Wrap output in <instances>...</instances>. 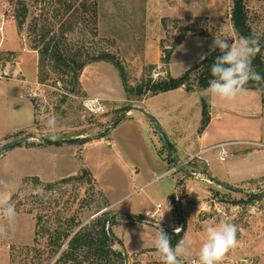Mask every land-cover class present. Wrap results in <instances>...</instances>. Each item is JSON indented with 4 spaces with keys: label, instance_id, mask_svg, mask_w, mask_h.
<instances>
[{
    "label": "rangeland",
    "instance_id": "obj_1",
    "mask_svg": "<svg viewBox=\"0 0 264 264\" xmlns=\"http://www.w3.org/2000/svg\"><path fill=\"white\" fill-rule=\"evenodd\" d=\"M73 1L78 5L85 2L89 10H80L77 17L72 12L65 14L64 20L67 18L75 22L74 29L67 33L70 40L90 53L104 52L114 56L123 66L128 83L132 86L148 78L166 77L168 66L162 58L172 47L174 53L169 60L172 75L178 77L187 68L197 67L191 71L189 81L199 87L196 76L202 67L197 64L210 52V42L203 39L207 33L209 37L234 38V42L241 38L234 32L231 20L234 0ZM23 2L28 7V17L20 27L18 14L25 4ZM257 3L256 0L246 1L249 22L252 31L264 39V9L258 8ZM61 4L55 0H0V22L2 18L5 19L4 52L3 58L0 53V65L11 63L12 66L14 55L25 46L33 50L35 37L33 27H30L33 17L46 20ZM95 12L94 21L91 18ZM91 28H96L97 35L92 34ZM1 37L0 34V41ZM34 58L38 62L37 83H28L25 90L35 108L36 124L0 138V154L9 149L1 148L4 143L27 137L20 146L10 148L2 161H8L20 173H35L45 179L25 175L6 200L15 205L17 217L14 234L10 238L0 236V264L3 261L8 264H54L58 255L55 248L48 244L51 233L86 223L100 214L104 206H108L107 212L115 214L144 212L148 208L155 209L157 202L163 203V207L157 212L156 220H162L161 227L173 234L176 232L169 228L180 224L183 214H191L197 220L213 218L217 223L235 224L238 227L237 240L241 243L238 253L233 255L234 249H231L221 264L224 261L264 264V173L258 177L249 175L248 165L253 163V157L246 160V156L240 154L245 157V169L228 173L223 170L228 161H220L217 157L219 149L211 151L212 165L219 170L218 177L222 184L197 179L201 188L210 187L203 193L204 197L201 193L200 200L188 199L183 185L175 187L177 174L174 172L182 174L181 167H176L177 163L170 158L169 161L166 159L171 152L155 130L153 120L144 111L135 109L136 106L158 109L162 102L174 101L172 94L158 97L148 94L143 104L138 100V94H127L119 69L108 61L88 64L81 73L79 91L69 93L68 83L61 81L50 65L43 70L44 74H48L45 83H40L38 50ZM12 73L7 77H15ZM98 91L102 93L98 95ZM13 92L18 93L14 89ZM103 92L108 94L104 95ZM94 98L100 100L104 112L90 110L89 100ZM177 101L183 103L184 99L177 97ZM195 104L192 101L187 110L191 122L201 117ZM123 113L126 115L117 121ZM51 116L57 119L54 129L46 126ZM0 121L3 125L0 131H4L7 129V117L3 108L0 110ZM52 134L62 140H89L85 143L77 141L76 146L66 143L54 152H32L21 147H28V142L33 141L48 144L44 139ZM241 146L262 154V162L264 138L238 147ZM238 147L236 144L225 146L227 160L229 150L237 152ZM168 167L169 172L161 176ZM259 179L261 183L253 186ZM228 183H233L235 187L231 188ZM260 193H263L262 198L247 202L250 195ZM177 195L180 202L176 201ZM167 212L169 215L163 220ZM6 223V218L0 215V225ZM189 223L190 248L194 245L200 248L194 220L190 218ZM115 230L122 235L127 251L133 253V257L143 262L161 260L157 251L150 252L155 247V231L149 230L146 235L143 229H131L125 224ZM114 246L120 248L118 242ZM133 257L129 258L127 264H133Z\"/></svg>",
    "mask_w": 264,
    "mask_h": 264
},
{
    "label": "crops",
    "instance_id": "obj_2",
    "mask_svg": "<svg viewBox=\"0 0 264 264\" xmlns=\"http://www.w3.org/2000/svg\"><path fill=\"white\" fill-rule=\"evenodd\" d=\"M256 1L258 2L257 7H260V9L263 10L264 8H262V6L264 7V0ZM208 34L209 33H207L206 36L204 35L205 38L203 39L209 41L211 45L214 37H209ZM187 39L188 38L181 41V43L176 48L181 46ZM2 45L1 55L3 58L4 48H2ZM33 52L35 54H30ZM172 55L170 59L172 58ZM36 56L37 50L28 49L25 46L21 48L16 55H14L12 66H10L11 63L5 66L3 65V63L0 65V92H3L2 94H0V110L3 108L7 117V129H5L4 131H0V138H5L9 135L18 133L20 130L23 129L32 128L36 124L35 108L33 102L31 101V98L29 97V95L26 94L25 90L26 85L28 83H37L36 70L38 62L37 58H34ZM21 63L22 66H20ZM14 64L16 65V67ZM166 65L168 67L166 66L167 71H165L168 72V74L172 75L169 67V62ZM188 69L190 68H187L186 70ZM12 71L14 72L12 74L15 75V77H7ZM13 89L15 91H18V93H14ZM96 93L100 94L102 92L98 91ZM103 94L105 95L108 93L103 92ZM169 94H172L174 96V101L162 102V104L158 106V109L154 107L143 109L142 106H136L135 109L142 111L145 110L151 113L160 122L164 133L166 134L169 142L172 145V153L166 159H168L169 161L170 158L174 163H177V165H181L182 174L180 172H174V174H177L175 187H177L178 185H183L185 195L188 199L200 200L201 193V196H203V193L205 191H208L207 187H210L203 186V188H201L196 182L197 179H200L202 181L203 179H205L208 181H215L222 184L221 179H219L218 177L219 170H215L212 165L213 156L211 154V151L215 149H219L217 157L220 161H228L227 164H225V166L223 167V170H226V172L228 173H233V171H240L242 168L245 169L246 161H243L245 157L241 156H246V160L252 157L254 158L253 163L251 165H248L247 172L249 173V175H254L253 177H258L259 174L261 175L264 173V157H262L261 162L262 154H260L258 151L244 149L243 146L238 147L248 142L263 140L264 138V103L260 90L248 89L246 93L238 96L235 100L230 102L223 101L218 97L214 98L209 95H205L204 89H195L188 91L186 90L185 86H181L179 88L165 92H160L154 96L158 97ZM177 97L183 98L184 102L180 103V101H177ZM145 98L141 100L143 104L146 103L147 99ZM203 99L206 100L209 105L210 121L207 127L202 132H199V128L202 122ZM192 101H194V103H197L195 105H197L198 110H200L201 113V117L198 121L195 122H191L190 119H188L189 114L187 110L189 109L190 103H192ZM2 126L3 125L0 121V128ZM149 128L152 130L154 129L151 124H149ZM66 143L70 146H76L77 144L76 142H62L60 144H57L55 142L40 145L30 144L28 147H21H23V149H25L26 151L30 150L32 152H54L57 149L63 148L64 144ZM221 143H227V145L236 144L238 147L236 149L238 151L236 152L232 149L229 150V160H227V158L223 160L221 159L220 148L218 146ZM8 151L0 154V199L2 200H7L10 197L12 191L15 189L18 182L25 175H35L40 179H45L35 173H20L17 169L10 166L8 161H2L3 158L6 157ZM168 169L169 167L165 169L161 176L165 175ZM185 170L189 173H186ZM257 170H259L258 173ZM137 172L138 171H136V173ZM261 179L256 181V185L253 186H258V184L261 183ZM14 180H16V183L14 182ZM228 184H230L229 186L231 188L235 187L233 183ZM158 203L159 202H157V204ZM157 204L155 209L148 208L144 212L127 211L117 213L119 216L118 218H116L117 222L115 225H113L112 230L118 240L121 241V243H119L120 247L124 246L125 250L127 251L124 238L122 237V235L117 233L115 228L118 226L120 227L124 224L130 227L131 229L139 227L143 229V231H145L146 235H148L149 230L155 231L156 235H158L160 228H162V220L159 221V224H152L143 221V219H130L132 215L141 216L144 218L147 211L158 210ZM185 204L186 203L184 202L183 205L185 206ZM161 208L158 211H160ZM168 215V212L165 213V216H163V220H166V217H168ZM190 218L194 220V230L197 233L196 235L197 239L199 240L198 243H200V245H202V243L207 239V227L217 226L218 224H220L217 223L216 220H214L213 218H209L208 220H197L196 218L193 219L191 214H183L181 218V223H183V225L185 226L183 238L188 239L189 237V233L191 230V224L189 223ZM240 244L241 243L238 242L237 246L233 248L234 250L232 249L234 251L233 255H236L238 253V245ZM151 249V253H153V251H156V247H154V249ZM199 249L200 248L196 245L190 248V259L199 256ZM230 251L225 255L224 259L228 256ZM127 253L132 257L133 253L130 254L128 251ZM151 255L155 257L154 254ZM1 264L8 263L7 261H3Z\"/></svg>",
    "mask_w": 264,
    "mask_h": 264
},
{
    "label": "trees",
    "instance_id": "obj_3",
    "mask_svg": "<svg viewBox=\"0 0 264 264\" xmlns=\"http://www.w3.org/2000/svg\"><path fill=\"white\" fill-rule=\"evenodd\" d=\"M62 2L59 8H54L50 17L42 20L38 17H33L30 27H33V34L35 37L34 49L39 52V82L45 83L48 74H44L43 70L47 65H50L52 71L58 74L59 79L65 80L68 83V92L76 93L81 86L80 76L83 69L92 62L108 61L113 63L120 71L124 88L129 96L138 94V100H143L148 94L156 95L160 92L169 91L172 89L185 86L186 90L191 91L195 89H205L208 83L213 79L210 71V65L215 61L216 56L220 55L219 49L209 52L197 64L201 66L200 72L196 79L199 87H195L190 83L192 67L186 70L182 75L174 77L168 74L166 77L158 79L148 78L137 86H132L128 83L123 66L109 53H90L82 47L76 46L70 40L68 32L74 29L75 22L64 20L67 12H72L73 16L80 14V10L87 12L88 6L85 2L80 5L76 4L73 0H55ZM247 0H234V5L231 12V20L233 30L241 37L252 36L253 32L249 22V13L247 10ZM25 3V2H23ZM28 17V7L26 3L23 5L22 10H19L18 25L21 27ZM95 21L96 12L91 18ZM76 21V20H75ZM56 25H59L57 28ZM93 35H97L96 28H91ZM259 36V35H258ZM227 39V38H226ZM229 43L235 41L234 38L228 39ZM181 43V41L179 42ZM261 51L256 55L253 60V67L257 72L264 76V39L260 37ZM172 47L168 48L166 54L163 56L162 61L168 63L172 55ZM190 78V79H189ZM248 89H257L261 91L264 103V80L259 84L250 81L246 86ZM210 121L209 105L206 100L202 101V122L199 132H202ZM68 138L65 140L58 139L57 144L62 142H77L85 143L89 139L84 138ZM29 144H43V142H30ZM171 145V143H170ZM172 153V145H171ZM170 153V154H171ZM263 193L250 195L247 200L248 203L255 198H262ZM108 206H104L100 214L90 219L86 223L76 224L74 226L61 228L56 233L49 235L48 244L55 248L56 257L54 264H127L131 257L124 246L116 248V242L121 243L113 233L112 227L116 224V215L113 212H107ZM133 219H143L141 216H131ZM164 230V229H163ZM171 239L173 247L184 237L185 226L179 234H173L169 230H164ZM39 232L36 230V235ZM133 257V254H132ZM133 264H162L161 260L151 262H143L133 257ZM187 264V262H186Z\"/></svg>",
    "mask_w": 264,
    "mask_h": 264
},
{
    "label": "clouds",
    "instance_id": "obj_4",
    "mask_svg": "<svg viewBox=\"0 0 264 264\" xmlns=\"http://www.w3.org/2000/svg\"><path fill=\"white\" fill-rule=\"evenodd\" d=\"M217 49L220 55L216 56L215 61L210 65L213 79L204 89L205 95L230 102L248 91L246 86L250 81L259 84L264 80V76L253 67V60L261 51L258 35L241 37L233 43H229L226 38L214 36L210 52ZM56 124L55 116L49 117L46 122V126L50 129H54ZM49 139L54 141L58 137L52 134ZM0 215H3L7 222L5 225H0V236L10 238L16 226L15 205L0 199ZM174 231L179 234L181 229L175 228ZM237 232L238 227L227 222L207 227V239L199 249V264H221L225 255L237 246ZM191 245V240L183 238L173 247L170 236L162 228L155 240L156 251L162 264H186L191 257Z\"/></svg>",
    "mask_w": 264,
    "mask_h": 264
},
{
    "label": "built area",
    "instance_id": "obj_5",
    "mask_svg": "<svg viewBox=\"0 0 264 264\" xmlns=\"http://www.w3.org/2000/svg\"><path fill=\"white\" fill-rule=\"evenodd\" d=\"M4 23H5V19L2 18V21L0 22V34L2 35L1 41H0V53H1V45L3 42V35H4ZM89 102H90V106H88V107L90 108L91 111H94V110H95V112L96 111L97 112L98 111H101V112L105 111V109L103 108L99 99H97V98L90 99ZM252 142L256 143V141H252ZM226 145H227V143H221L218 145L219 147H221L220 155H221V159H223V160L226 158V154H227V149L225 148ZM176 167H181V165H177ZM168 172H166L165 174H167ZM176 201L180 202V197L178 195L176 196ZM162 206H163V203L159 202L157 204V209L159 210ZM158 210L147 211L145 214V218H143V221L148 222V223H152V224H159V221L156 220ZM175 228L182 229L183 223L177 224L176 227L170 226L169 229L174 231ZM188 264H199V259L197 257H193L189 260ZM223 264H235V263L231 262V261H224Z\"/></svg>",
    "mask_w": 264,
    "mask_h": 264
},
{
    "label": "water",
    "instance_id": "obj_6",
    "mask_svg": "<svg viewBox=\"0 0 264 264\" xmlns=\"http://www.w3.org/2000/svg\"><path fill=\"white\" fill-rule=\"evenodd\" d=\"M144 113H145L147 116H149V117L153 120V122H154V124H155V130L157 131V133L159 134V136H160L161 139L163 140L164 145H165V146L167 147V149L171 152V145H170V142H169V140H168L166 134L164 133V131H163L161 125H160V122H159V121L157 120V118H156L154 115H152L151 113H149V112H147V111H145V110H144ZM125 115H126V113L121 114L117 121L121 120ZM26 140H27V137H21V138H18V139H14V140H11V141H8V142L4 143V144L2 145L1 148H2V149H8V148L10 149V148L15 147V146H17V145H20L21 143L25 142ZM57 140H58V139H56V140H54V141L51 140V139H49V138H45V139H44V141L47 142V143H55ZM185 171H186V170H185ZM186 173H189V172L186 171Z\"/></svg>",
    "mask_w": 264,
    "mask_h": 264
}]
</instances>
